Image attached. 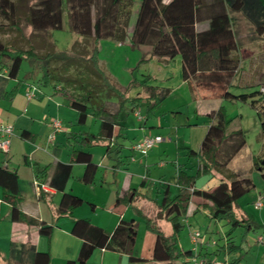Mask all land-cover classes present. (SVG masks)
<instances>
[{"label": "trees", "instance_id": "16d2710c", "mask_svg": "<svg viewBox=\"0 0 264 264\" xmlns=\"http://www.w3.org/2000/svg\"><path fill=\"white\" fill-rule=\"evenodd\" d=\"M21 1L0 0V16L10 28L20 33L19 10L24 23L31 29L25 39L26 48L0 40V80L5 83L8 79L16 78L21 62L30 61L31 66L40 72L37 83L49 86L51 95L55 92L66 94L67 106L76 111L77 120L90 115L99 121L96 133L71 135L70 162H54L45 181L59 193L55 211L56 216H63L83 203L81 197L65 190V183L71 174V163L83 165L80 181L89 183L96 170L89 150L99 141H105L106 145L116 141L122 130L118 114L121 111L132 112L140 104L139 99H143L146 104L144 117L147 118L169 89L145 85L142 94L131 99L128 87L117 84L98 63L97 42L101 39L124 40L134 0H33L24 7ZM63 11L66 12L68 30L79 39L73 40L68 51L61 52L54 47L51 30L61 27ZM237 17L249 24L250 36L262 35L264 0H139L128 41L131 45L148 46L147 59L169 60L180 55L183 63L181 75L186 77V85L193 98L240 101L249 98L250 106L255 107L256 100L262 98L264 93L254 90L247 94H233L229 91L239 62L237 51L240 34L233 27V20ZM37 49L43 51L37 52ZM22 79L18 78L10 90H5L4 85L0 84V96L11 97ZM199 92L205 94L198 96ZM128 99L131 100L130 106L124 109V102ZM260 112L263 113L257 110L256 114ZM207 116L211 122L197 150L188 148L186 152L196 157L195 175H185L182 170L176 175L175 182L180 186V191L193 187L194 178L199 173H219L220 166L225 168L229 158L243 145L241 130H228L229 120L222 106L210 110ZM261 129L264 132V121L261 122ZM25 133L27 131L23 130L21 135ZM114 151L117 153L119 147ZM105 153H109L108 146ZM221 158L223 161H220ZM5 161L6 158L0 165V188L2 200L9 204V220L35 225L39 234L49 238L52 231L50 224L19 209L21 196L17 174L14 168L7 167ZM263 165L261 159L253 162L262 178ZM223 177L226 179L219 178L210 190L193 188L173 198L166 195V185H161L164 190L158 213L169 222L171 232L164 234L152 219L144 217L146 228L154 235L149 258L132 253L136 234L133 219L119 218L112 229L106 231L87 218L80 217L74 219L70 227V233L80 239L77 253L74 259H67L65 264H83L95 247L125 254L126 264H176V259L182 255L176 246L178 230L183 227L179 216L185 213L191 196L203 200L211 220H224L230 229L243 221L247 222L235 210L236 199L253 187L252 181L233 172ZM132 194L126 199L132 200ZM123 198L117 196L115 201ZM224 248L225 252L234 248L228 238ZM49 260L47 250L39 251L30 243L10 242L3 264H48Z\"/></svg>", "mask_w": 264, "mask_h": 264}, {"label": "rangeland", "instance_id": "374dc122", "mask_svg": "<svg viewBox=\"0 0 264 264\" xmlns=\"http://www.w3.org/2000/svg\"><path fill=\"white\" fill-rule=\"evenodd\" d=\"M28 1L32 2L33 0ZM17 13L19 15L18 25L20 33L10 28L7 25V21L0 16V24H2L3 27L0 29V40L7 44L26 48L27 43L25 39L29 35L27 32L28 26L24 23L21 11L18 10ZM233 22V27L236 28L237 32L240 34L238 40L239 48L237 51L239 62L237 72L232 81V85L229 87V91L233 94H247L251 91L258 90L262 94L264 93V33L260 36L252 37L249 35L251 28L247 22L240 17L235 18ZM76 37V34L68 30L66 12L63 11L61 27L51 30V39L55 49L61 52L68 51L70 44ZM109 42L110 41H107L106 43ZM111 44L113 49H110L109 46H106V48L102 46V48L98 50V63L100 66L101 64L103 65L106 72L117 84L122 87H128L127 92L131 99L135 98L138 93L142 94L145 85L163 86L170 90L148 117L144 127L146 132L156 131L159 133L160 137H164L165 139L168 133L171 134L170 136H182L185 143L187 137L189 138L192 136L191 139L193 144L195 140L194 135L186 129L193 128L197 131V129L206 127L210 123L208 116L198 114L197 111L195 114L194 109H204V111L206 110L209 112L211 109H216L218 106H222L225 117L229 120L228 130H241L244 141L243 145L229 158L225 164V168L221 165L220 172L213 171L214 175L212 173H199L194 178L193 186L197 189L210 190L218 183V178L226 179L223 175L230 172L238 174L239 177L249 178L253 183V187L236 199L235 208L237 214L247 219L249 224L247 226V222L243 221L240 225L230 229V225L224 220L215 221L209 219L207 216V209V211L203 209L196 211L193 216L187 217L188 223H185L183 227L178 230L176 246L181 252L183 251V254L176 259V264L185 263V255L192 256L196 253L193 250L194 245L190 239V232L195 230L203 235L207 241L204 246L206 247V251H204L203 247L200 250V254L202 256L208 254L211 257L210 260L215 258L216 261L222 264H264V178L261 177V172L253 166L254 160L258 162L259 159L264 158V132L261 129V122L264 121V96L256 100L255 107L250 106L249 98L246 101L210 98L209 100H200L194 103L191 98L186 100L187 96L185 95L189 93V91L187 85L181 84L179 73L180 60L177 55L167 61L159 62V60L155 58H141V52L137 49L118 47L113 41ZM42 51L37 49V52ZM31 65V62L27 60L21 62L16 78L7 80V90H10L16 85L18 78H25L26 82L31 83L32 86H38L37 90L34 92L35 94H47L50 92L49 86L37 83V80L40 78V72ZM21 90L20 88V94ZM63 96L67 97L64 93ZM139 101L140 104L137 105L132 112L129 113L124 111V113L121 111V113L118 114L119 122L123 126V137L121 136L118 139L117 143L119 145L116 144L111 147L109 152L110 160L115 158L114 150L116 147H119L118 154H120L123 161L127 158L130 167H127L125 171H119L115 174L125 175L126 172H129L132 175H144L147 178V185L149 188L147 191L148 196H150L152 200L155 198L154 181L159 178H164V181L168 183L170 195L174 196L178 191V188H176L174 184L177 162L181 164L183 170L186 171L188 175H195L197 164L196 157L186 156L185 151L189 145H185L186 148L183 151L184 156L182 154L178 155L177 159L175 157L173 145H170L172 147V151L170 152V146L163 152L160 145V150L155 151L154 155H149L147 161L141 159V156L139 160V154L137 153L134 158L135 162L130 160L129 145L139 141V127L141 126L142 118L146 112L145 101L143 99H139ZM130 102L131 100L129 99L125 100L124 109L129 108ZM171 105H177L175 111L169 109ZM257 110L263 113L260 112L259 115H257ZM71 111L75 113L74 110ZM135 112L139 114V119L133 116ZM126 113L128 114L125 115ZM57 120L68 124L66 114L60 115ZM78 122L79 123L74 125V132L80 129L96 133L98 130L99 121L90 115L79 117ZM174 129L181 130L174 133ZM193 129H191V131H193ZM60 135L63 140L57 144L60 148V158L67 162V153H69L72 142L71 139L66 142L64 134L61 133ZM202 136L203 133L199 139L200 141ZM200 141L198 142L200 143ZM199 143L195 145L196 150ZM103 148L105 147L101 145H94L90 148L92 160L98 164L95 175H111V171L105 170L104 164L102 163ZM152 150L154 151L155 148ZM1 156L3 157V153L0 151V157ZM220 161H223V158H221ZM10 162L12 166L19 163L20 169L24 167L30 171V167L23 163L19 155L14 156ZM80 170L81 169H77L76 166H74L71 175H80ZM261 170L264 172V165ZM19 179L23 182L26 192H28L27 190L29 188L26 187V181H22L21 175H19ZM72 179L73 177L69 180ZM149 182L151 183L149 184ZM143 192H145V188ZM160 196H158V198ZM258 197H261V206L255 207L253 203ZM80 207L89 209V205L86 202H83ZM103 209V206L99 207L96 210L97 214L99 213L100 215ZM134 218L136 223L134 240L138 245L145 241L146 234L152 235V232L146 228L145 222L140 216L135 214ZM155 223L162 232H167L169 230V222L165 218L157 217L155 218ZM6 225L7 224H0V250H2V248L5 249L7 246L5 237L7 232ZM54 234L56 235L57 232L55 231ZM226 238H228L234 246L229 252H225L224 248L226 245ZM53 249L55 250V245ZM52 259V261H56L53 255Z\"/></svg>", "mask_w": 264, "mask_h": 264}, {"label": "crops", "instance_id": "0c3cea01", "mask_svg": "<svg viewBox=\"0 0 264 264\" xmlns=\"http://www.w3.org/2000/svg\"><path fill=\"white\" fill-rule=\"evenodd\" d=\"M29 3L30 2L28 0L21 1L23 7L27 6ZM138 4H139V0L133 1V5L131 7V13L126 28V36L124 40L118 42L110 39H101L97 42V50H100L102 46L105 48L106 46L107 47L109 46L110 49L111 48L113 49V46L111 44V42L113 41L118 47H126L130 49L139 50V52H141V56H140L141 58L148 57L149 55L148 46L131 45L128 41L135 20ZM27 30L29 34L31 32L29 26L27 27ZM76 39H79V36H77L75 40ZM107 41L110 42L106 43ZM177 56L179 57L180 60L179 62L180 81L181 84L186 85V77H183L181 75V69L183 65L182 59L180 55ZM163 61H167V60H159V62H163ZM101 67L104 69L102 64ZM104 71L106 72L105 69ZM106 74L110 77V75L107 72ZM6 83L7 80L5 83H3L0 80V84L4 85L3 87L5 90H7ZM30 87H34V86H32L31 83L26 82L25 78H23L17 91L11 97L3 98L2 96H0V125L8 124L11 126L12 129V135L9 140L8 150L6 153H3V157L2 156L0 157V165L2 164L4 158H6L5 164L7 165V167L14 168L16 171L17 179H18V190L21 196L19 209L25 214L37 220H42L45 223L50 224L52 226V231L49 238H46L45 236L38 233L37 226L35 225H27L22 222L9 220V204L2 200V190L0 188V224H7L6 225L7 232L5 235L7 240V246L5 249L2 248V250H0V264L4 263V258H6L7 250L10 242L17 244L30 243L34 245L35 248L39 251L47 250L49 252L50 260L48 264H65L67 259L75 258L80 243V239L77 236L70 233V227L74 219L80 217L87 218L92 224L100 226L106 231H110L119 218L134 220L135 214L140 216L143 220L144 217H148L152 219L155 223V218L157 217L165 218L164 215H159L158 213L159 211L158 204L162 198V191L164 190V187H162L161 185L164 184L166 185L167 188L166 195L169 198H173L174 196L180 194L181 192H188L190 189L195 188L193 186L191 188L190 187L187 188L186 190L180 191L181 188L175 182L176 181L175 180L174 184L176 188H178V191L174 196H171L168 183L164 181V178H159L158 180L154 181L153 184V187L155 188V198L152 200L150 196H148L147 191L149 188L147 185L148 184L147 178L144 175H132L129 172H126L125 175H116L115 173L119 171H125L127 167H130V165H128V160L126 158V160L123 161L121 159L120 154H118L119 151L115 153V158L113 160H110V154L105 153V148L108 146V150L110 152L111 147L118 144L117 143L118 139L121 136L123 137L122 134L123 132L121 130L120 136L116 138V141L113 140L112 142H109V145H106L105 141H99L96 144H94L105 147L103 148V152H102V158H103L102 163L104 164L105 170L111 171V175H95V172L98 169V164L92 160L96 164V170L93 174L92 180L89 183H82L80 181L81 174L74 176L70 174L69 178L65 183V190L81 197L83 199V202H86L89 205V209L80 207L79 205L73 208L69 214L63 216H56L55 209L59 200V193L56 192L53 188L49 187L47 184H45V181L47 180V177L50 175L52 171V165L54 162L56 161L62 163L70 162V150L69 153H67L68 155L67 162L60 158V148L57 146V144L60 141H63L60 134L61 133L64 134L65 140L66 142H68V140L72 138L71 135L73 133L78 134L89 131L80 130V129L76 130L75 132L73 131L74 125L79 123L77 120V113L74 109L67 106V97L63 96L62 93L55 92L52 95L50 94V92L47 93L48 95L46 93L35 94L34 92L38 88V86H35L33 90V96L30 97L29 99H26L24 93ZM20 88L22 89L21 94L19 93ZM139 94L140 93H138V95ZM203 94L205 93L203 92L197 93L198 96ZM185 96H187L186 100L191 98L194 101V103L199 102L200 100H209V98L195 99L193 98L190 91L189 93H186ZM63 105H64V109H63ZM176 108L177 105L169 106V109L172 111H175ZM71 110H74L75 113H73ZM196 111L198 114H202L206 116L208 113V111L206 110L204 111V109L201 110L194 109L195 114ZM62 114L67 115L68 124L64 123L63 121H59L60 130L54 132L53 137L50 138V135L53 133L51 121L54 119L56 120L59 119V116ZM133 116L138 118L135 114H133ZM148 117L145 118L143 116L142 118V123L141 126L139 127V131H140L139 140L143 136H154V135L159 136V133L156 131L146 132V130L144 129ZM207 126L201 127L197 129V131L196 129L193 128L186 129L187 131H190L192 135H194L195 140L193 144L191 139L192 136H190L189 138L187 137L185 143L184 140L182 139V136L181 137L176 135L170 136L171 135L170 133H168L166 139L164 137H161L162 141L155 144L149 150H147L145 155L141 154L136 150L131 149L132 145H134L136 142L134 144H130L129 158L130 160H133L135 162L134 158L136 157V153H137L139 154V160L141 156V159L147 161L149 155H154L155 151L160 150V145L163 152H165L166 149H168V146L173 145L175 151V157L177 159L178 155L181 154L183 155V151L186 148L185 145H189L187 149L191 147L190 149L196 150L195 145L196 143H199L198 141H200L199 139L202 133L204 135ZM191 129H193V131H191ZM23 130L27 131V134L25 133L24 135H21V132ZM180 130L181 129H174V133ZM153 148H155L154 151L152 150ZM170 151H172L171 146L169 147V152ZM186 152L187 150L185 151V154L188 157V154ZM16 155L21 156L23 163L30 167V171H28V169L27 168L25 169L24 167L23 169H20L19 163L15 164V166H12L10 161ZM91 159H92V153H91ZM74 166H76L77 169L78 168L81 169L80 173H82L83 165L81 163L72 162L71 172ZM179 170H182L185 175H188L187 172L183 170L181 164L177 162V166L175 168L176 175ZM212 174L214 175L213 172ZM19 175H21L22 181H26V185H27L26 187L29 188L27 190L28 192H26L23 182H21V180L19 179ZM71 177H73V179L69 180ZM150 183L151 182H149V184ZM144 188H145V192H143ZM132 192H133L132 195L134 196L132 200L129 201L126 199V197L131 195ZM117 196L119 198L124 197L125 199L123 198L120 201H115ZM158 196L160 197L158 198ZM101 206H103L104 209L102 210V213L99 215V213L97 214L96 210ZM200 209L207 211L206 207H204L203 205V200L191 196L190 200L187 203L185 213L179 216V222L182 223L183 225L185 223H188L187 217L193 216L194 213L196 211H199ZM55 231L57 232L56 235L54 234ZM170 232H171V227L169 224V230L163 233L169 234ZM206 242L207 241L203 236V243L195 247V249H193L196 253H194L192 256L199 259H203L207 262V264H209L208 261L210 260L211 257L202 256L200 254V250L205 246ZM153 243H154V235L146 234V239L141 244L137 245L134 240L132 245V253L141 258H149L151 255V249ZM54 245H55V250L53 249ZM204 251H206V247H204ZM52 255L55 257L56 261H52L53 260ZM185 256H186V262L185 263L183 262V264H191L190 258L192 256H188V255ZM126 263L127 261L125 254L123 253L119 254L117 252L95 247L92 249L88 258L85 260L83 264H126Z\"/></svg>", "mask_w": 264, "mask_h": 264}, {"label": "built area", "instance_id": "2783aa9c", "mask_svg": "<svg viewBox=\"0 0 264 264\" xmlns=\"http://www.w3.org/2000/svg\"><path fill=\"white\" fill-rule=\"evenodd\" d=\"M33 90L34 87H30L27 89L24 93V96L26 99H29L30 97L33 96ZM138 118H140L139 114L137 112L134 113ZM51 126L53 129V133L50 135V138L53 137L54 132H57L60 130V122L56 119L51 121ZM12 135V129L11 126L8 124H2L0 125V151L2 153H6L8 150L9 146V140ZM162 141V138L158 135L154 136H143L138 142H136L134 145H132V149L140 152L141 154L145 155L147 150L150 149L152 146L155 144L159 143ZM254 206L255 207H260L261 206V197H258L254 201ZM190 239L191 242L194 245V248L197 247L198 245L203 243V235H201L197 230L190 232ZM191 264H207V262L203 259L196 258L192 256L190 258ZM209 264H222L219 263L218 261L215 260V258H212L211 260L208 261Z\"/></svg>", "mask_w": 264, "mask_h": 264}, {"label": "water", "instance_id": "95a60500", "mask_svg": "<svg viewBox=\"0 0 264 264\" xmlns=\"http://www.w3.org/2000/svg\"><path fill=\"white\" fill-rule=\"evenodd\" d=\"M261 163H264V158H263V159H261Z\"/></svg>", "mask_w": 264, "mask_h": 264}]
</instances>
